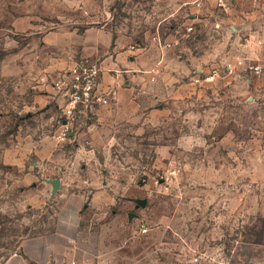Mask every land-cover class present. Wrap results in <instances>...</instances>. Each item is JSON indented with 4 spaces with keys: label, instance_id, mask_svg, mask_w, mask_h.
<instances>
[{
    "label": "rangeland",
    "instance_id": "rangeland-1",
    "mask_svg": "<svg viewBox=\"0 0 264 264\" xmlns=\"http://www.w3.org/2000/svg\"><path fill=\"white\" fill-rule=\"evenodd\" d=\"M184 1L0 0L1 263L26 240L54 233L63 199L86 190L75 179L92 175L81 166L63 173L73 151L58 168L38 166L49 161L30 149L40 114L29 109L33 88L58 62L50 36L92 27L131 38L147 57L132 84L141 107L125 136L92 161L100 188L125 197V213L138 216L137 234L141 223L155 230L138 237L132 256L146 257L144 264H225L246 246H264V78L250 83L243 71L238 79L209 80L213 66L248 57L214 30L189 33L184 8L170 17ZM129 79L121 78L123 87ZM46 116L53 117L46 137L57 142V109ZM56 178L67 182L55 193L44 180Z\"/></svg>",
    "mask_w": 264,
    "mask_h": 264
},
{
    "label": "crops",
    "instance_id": "crops-1",
    "mask_svg": "<svg viewBox=\"0 0 264 264\" xmlns=\"http://www.w3.org/2000/svg\"><path fill=\"white\" fill-rule=\"evenodd\" d=\"M216 1L201 0L200 6H197L194 0H185L183 6L173 7L170 17L181 10L179 8H184L186 16L183 22L186 29L193 27L195 33L198 27L203 31L214 30L224 40L233 43V50L238 51V55L264 65V45L259 44L264 43V0H227L232 6L228 13L218 9ZM54 34V37L50 36L48 43L51 44L50 53L56 56L58 62L48 73L43 74L44 83L32 90L36 96L34 106L29 109H35L33 111L39 112L40 115L36 117L38 126L31 134L30 149L40 157L47 156L49 162H39L38 166L49 170L58 168L61 161H66L60 160V157L73 151L75 158L71 165L64 162L63 173L75 170L78 174V167L81 166L92 175L82 177L79 174L75 179V186L86 190L67 195L63 199L54 233L26 240L19 250L0 264H66L72 259L86 264H144L146 257L132 256L131 246L138 241L139 236L148 235L155 230L147 228L137 234L132 223L134 219H129V212L125 213L128 200L125 197L114 198L105 187L100 188L99 184L102 183V187L105 183L95 177L96 169L92 161L97 150L104 149L107 154L112 141L125 136L132 114L137 107H141L133 99L135 88L132 84L140 78L136 70H140L145 64L146 53L140 54L141 49H133L131 38L114 34L106 27H92L83 34L76 31ZM244 36L248 38L242 43L241 37ZM175 42L167 40V43L172 45L171 48L175 47ZM80 57L100 60L103 70L102 83L116 87L118 96L111 106L99 107L88 115L81 116L75 134L67 142L60 143L59 146L63 145L65 148L59 147L58 151L56 147L59 142L46 137L50 133L48 127L53 117L43 116L55 108L58 122L64 99L54 89L53 78L67 70L73 60ZM159 69L161 72V68ZM247 73L254 79L249 81L250 83L257 84L264 78V75L259 77ZM242 74L224 76L233 80ZM126 76L130 78L126 81L129 86L123 87L121 78ZM27 114L30 115V112ZM36 132L37 138H33ZM84 157L90 161L87 165H80ZM44 181L53 186L55 181H59V189L64 188L67 182L63 178ZM90 188L98 189L91 192L88 190ZM117 206L119 209H113ZM137 218L138 216L135 217L136 221ZM94 221L98 223L95 225ZM242 250V256L225 264H264V246H246ZM142 252L144 256L145 250Z\"/></svg>",
    "mask_w": 264,
    "mask_h": 264
},
{
    "label": "built area",
    "instance_id": "built-area-1",
    "mask_svg": "<svg viewBox=\"0 0 264 264\" xmlns=\"http://www.w3.org/2000/svg\"><path fill=\"white\" fill-rule=\"evenodd\" d=\"M200 2L201 0H194L197 6H200ZM216 7L224 13H228L232 8L227 0H217ZM187 31L193 33L194 28L188 27ZM259 44L264 45L263 42ZM166 47L171 48L172 45L167 44ZM239 71L261 77L264 75V65L248 58H239L233 62L225 63L223 67L213 66L208 74V79H219L224 74L233 75ZM102 73V63L99 59L80 57L74 59L67 70L60 72L53 78L54 89L64 99L54 134L59 143L67 142L75 134L81 116L88 115L99 107H109L116 100L117 88L112 85H103ZM140 230L146 231L147 226L142 224ZM66 264L86 263L72 259Z\"/></svg>",
    "mask_w": 264,
    "mask_h": 264
},
{
    "label": "water",
    "instance_id": "water-1",
    "mask_svg": "<svg viewBox=\"0 0 264 264\" xmlns=\"http://www.w3.org/2000/svg\"><path fill=\"white\" fill-rule=\"evenodd\" d=\"M60 186V182L59 181H55L54 182V192H56L59 189ZM141 204L144 206L145 205V201H141ZM135 217H137L136 214L130 213L129 214V219L133 220Z\"/></svg>",
    "mask_w": 264,
    "mask_h": 264
},
{
    "label": "trees",
    "instance_id": "trees-1",
    "mask_svg": "<svg viewBox=\"0 0 264 264\" xmlns=\"http://www.w3.org/2000/svg\"><path fill=\"white\" fill-rule=\"evenodd\" d=\"M257 244H260V241H259V242H257Z\"/></svg>",
    "mask_w": 264,
    "mask_h": 264
}]
</instances>
